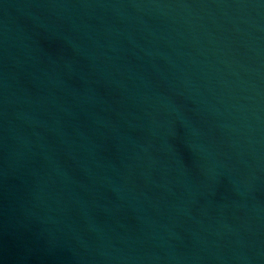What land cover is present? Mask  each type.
Masks as SVG:
<instances>
[{
  "label": "water",
  "instance_id": "1",
  "mask_svg": "<svg viewBox=\"0 0 264 264\" xmlns=\"http://www.w3.org/2000/svg\"><path fill=\"white\" fill-rule=\"evenodd\" d=\"M0 264H264V0H0Z\"/></svg>",
  "mask_w": 264,
  "mask_h": 264
}]
</instances>
